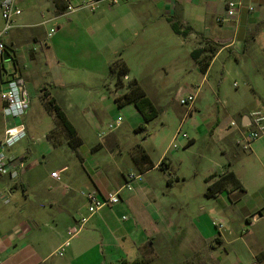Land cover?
<instances>
[{
    "label": "crops",
    "instance_id": "0c3cea01",
    "mask_svg": "<svg viewBox=\"0 0 264 264\" xmlns=\"http://www.w3.org/2000/svg\"><path fill=\"white\" fill-rule=\"evenodd\" d=\"M91 1L73 0L75 11L62 16L57 13L54 0H19L23 13L6 40L11 69H5L8 61L0 62V141L8 130L7 119L2 113L1 90L10 75L22 80L26 76L28 82L24 83V90L30 102V98L37 95L42 101L43 90H46L84 142L83 133L70 114L78 122L87 121L100 132L103 128L101 119L106 112L89 109L82 99L77 100L71 95L62 74L66 67L84 68V72L96 79L101 87L98 93L101 101L114 93L115 105L107 108L108 113L119 106L116 99L127 92L128 84L134 80L157 109L171 101L172 89H178L177 95L182 89L184 93L179 104L181 99L195 94L193 110H196L205 96L203 84L211 87L210 80L216 68L226 75L233 60L237 61V56L247 49L250 32L264 21V0H243L239 16L223 23H217L216 19L224 16L230 0H135L113 8L101 1L94 11L87 5ZM250 8H253L252 12ZM0 19L2 27L1 14ZM50 23L55 27L48 28ZM37 28H43L45 36L38 41L32 37V41L37 42L33 50L40 51V55L30 59L18 50L17 41L11 39L15 32L23 29L32 36L31 30ZM52 29L56 30L54 34H50ZM66 47L70 50L66 51ZM65 52L74 54L80 61L73 65ZM94 55L100 56V62L105 64L101 71L94 67L96 61L89 59H96ZM37 57L43 62L40 66L35 63ZM115 59L129 68L120 90H116V78L110 76L108 68ZM15 60L18 61L17 69ZM42 74V81L35 84L33 78ZM192 78H197L199 83L193 85ZM32 104L27 114L16 123L25 124L27 119L34 117ZM129 105L136 109L131 110L133 121L130 125L136 133L145 120L134 103L126 104ZM191 114V111L187 114L186 109L182 119L185 121ZM45 117L41 123L46 125L43 158L49 155L57 161L60 155L56 153L63 149L69 160L78 159L80 167L76 164L69 167L60 162L54 166V172L67 169L63 173L67 176L60 180L27 178L28 173L43 162L38 158L34 163L26 164L30 169L17 180L0 177V264H121L140 260L149 264H264V194L250 202L249 188L239 174L229 168L230 162L226 165L221 160L207 173L204 187L199 188L192 206L187 198L174 193L175 184L180 183V179H175L170 169L159 168L161 161L170 155L171 146L178 137L171 139L156 163L138 141L128 149L129 158H125L118 131L101 138L102 143L92 148L86 157L80 154L84 144L77 151L71 150L66 143L55 145L48 137L52 129ZM252 119L249 112L239 111L238 119L232 121L238 124V128L248 131L252 129ZM231 122L221 123L217 119L212 127L223 132V139L238 137L240 131L230 128ZM35 126L32 123L26 126L27 133L34 132ZM236 139L234 143L238 147ZM15 146L8 151V158H21L26 163L31 151L16 158L8 155ZM138 146L149 155L155 166L152 170L142 172L134 163L133 154ZM252 147L250 152L254 151ZM104 148H108V155L99 157L98 151ZM225 152L222 150V155L225 156ZM77 155H81L82 160ZM229 169L236 173L245 192H223L216 198H207L206 179ZM133 170L141 176L140 182H134L137 184L133 191L125 190L118 205L105 207L90 216L89 203L83 193L95 192L105 196L121 188ZM240 194L244 197L240 198ZM230 208L237 209L239 216L229 215ZM84 218L88 221L82 229H85L83 234L70 237L69 229L80 225ZM244 231L247 233L245 237ZM61 249L66 252L59 256L60 260L54 261Z\"/></svg>",
    "mask_w": 264,
    "mask_h": 264
},
{
    "label": "rangeland",
    "instance_id": "374dc122",
    "mask_svg": "<svg viewBox=\"0 0 264 264\" xmlns=\"http://www.w3.org/2000/svg\"><path fill=\"white\" fill-rule=\"evenodd\" d=\"M50 27H55V24L50 23L48 28ZM27 34L26 29L19 30L14 33L11 40L17 41L18 50L23 55L30 56L31 59L35 58L37 54L40 55V51L33 50L34 44L37 42H33L32 36H28ZM246 45L247 49L244 53L237 56V61L233 60V64L226 70V75L223 76L222 72L218 70L219 68L214 70L212 79L210 80L211 87L210 84H203V92L205 94L203 101L200 103L199 108L191 110L192 114L189 117L187 116L185 121L182 119V116L184 112H186V108H183L179 104V99L184 92H182L183 90L181 89L177 95L178 89H172L170 96V98L172 97L171 101L162 104L158 109V117L146 125V131H137L136 133L130 128L133 121L131 110H136L134 107H131V105L122 107L116 105L114 112L108 113L107 108H109L110 105H115L113 99L114 93L113 95L109 94L106 100L101 101L98 94L101 91L100 84L91 75L84 72V68L78 66H76L77 68H69L68 66L64 71L62 70V74L65 79L66 89H68L71 95L73 94L77 100L82 99L89 109H94L97 112L103 109L106 112L101 119L103 125L101 127L106 129L107 126L117 120V118H122V128L117 129L115 132L118 131L117 134H120L119 137L122 144L121 150L123 151L122 155L125 156V158H129L128 149L138 141L146 147L152 161L156 163L168 147L171 139L178 136L176 142L171 146L170 155L167 157L171 165V175L175 177V179H180V183L176 182V187L174 189V193L177 196L187 198L192 203V206H194L199 188L204 187V177L207 173L211 172L216 163H220L221 160H223V163L226 165L230 162L231 168L236 171L244 183H246L249 188V193L251 194L250 202H253L257 199L258 195L262 196V194H264V138L254 143L252 147L254 150L253 152H250V150L243 151L239 147L240 143H237V147L234 140L236 138H238V141L241 139V131L244 132V129L239 127L238 130L240 133L238 137L235 135L233 138L223 139V132H218L212 127L217 119L221 123H229L232 120H237L239 111L249 112L250 114L255 111H261L264 115V24L258 29L256 36L249 40V42H246ZM67 50H70V48L66 47V51ZM63 51H65L64 48ZM71 53L66 54L65 52L64 55L69 59V62L75 65L76 61L79 62L80 60ZM94 57H96V55H94ZM89 59L96 61L93 63L96 64L94 67L98 68V71H101V67L105 66L103 62H100V56H97L96 59ZM40 60V57H37V61L35 62L36 65L40 66L43 64ZM117 60L119 59H115L113 62ZM113 62L109 63V69ZM11 66L12 64L10 61L5 62L6 70H10ZM42 79L43 74L36 75L33 78V82L39 84ZM23 81L25 84L28 82L25 75ZM192 81L193 85L199 83L197 78H192ZM116 90L118 89L116 88ZM30 99V104L33 103L34 117H32V119H27L25 125L28 126L30 123L36 125L34 132L30 134L27 133L24 140L16 144L11 150L12 154L10 153L8 155L15 156L16 158L20 157V155L25 152L31 151V157L28 158L26 164L29 165V163H34L38 158H42L43 162L33 168L28 173L27 178L52 177L57 179L53 176L54 166H58L60 162H65L69 167H71L72 164H76L80 167V163L76 158L69 160L67 156L64 155L63 149H60L58 153H56L60 155L57 161H53L52 157L46 154V158H43L42 148L43 142H46V125L42 126L41 123L44 116H46L45 122L48 123V127L52 129L49 132L51 138L48 137L52 139V141L54 140V144L62 145L66 143L68 145V136L57 119L55 112L46 106L43 99L41 101L38 95ZM70 115L77 128L83 133L84 147L80 154L88 157L91 149L102 143V139L99 136L100 132L97 131V128L94 129L92 125H88L87 121L85 123L84 121L83 123L78 122L72 114ZM181 124H183L182 128ZM40 126L41 128H39ZM110 143L111 142H109L108 145ZM222 150L226 151L225 156L222 155ZM98 152L99 157L107 156L108 148L100 149ZM81 155H77L80 160H82ZM61 171L63 170L57 172ZM63 173L61 178L67 176ZM129 173L138 176L137 171L133 170ZM137 181L140 182L141 179ZM136 184L137 182L133 185V189ZM239 197H244V194H240ZM244 200L246 202L249 201L246 199ZM228 213L234 217L236 214L239 216L235 208H230ZM213 219H215V217ZM243 227L247 230L249 229L246 224H244ZM84 231L85 229L81 231L82 233H80V236ZM246 235L247 233L244 231L243 237ZM238 244L241 243L238 242ZM64 252H66V249H61L58 256L54 258V261L60 260L59 256H62Z\"/></svg>",
    "mask_w": 264,
    "mask_h": 264
},
{
    "label": "built area",
    "instance_id": "2783aa9c",
    "mask_svg": "<svg viewBox=\"0 0 264 264\" xmlns=\"http://www.w3.org/2000/svg\"><path fill=\"white\" fill-rule=\"evenodd\" d=\"M73 0H59L60 4L64 6L62 16H66L75 11L76 7L72 3ZM106 2L110 7H116L122 3H128L135 0H92L87 4L88 7L94 11L97 8L99 2ZM56 6V4H55ZM243 7V0H230L227 2L225 8V14L222 17L216 19L217 23H223L230 20H234L239 16V13ZM57 9V8H56ZM253 11V8H250ZM22 8L19 5V0H1L0 2V14L4 25L0 27V62H4L5 54H10L6 43V40L10 37L12 31L16 28L18 19L22 16ZM55 29L50 31V34L55 33ZM1 97L3 100V116L7 119V134L2 141H0V177H9L12 180H17L21 175L27 172L30 167L26 165L24 159H9L7 156L8 151L23 140L27 134L26 126L24 123H16L17 119L24 117L30 109V100L25 96L24 82L22 79L15 77V75L8 76L3 88L1 90ZM197 96L191 94L180 100V105L187 109V114L193 109ZM252 129L248 131H241V139L239 140L240 147L244 151L251 150L252 145L264 138V115L261 111H255L251 113ZM122 123V118H117L114 122L110 123L107 128L102 129L99 133L100 138H105L111 133L115 132ZM230 127L238 128V124L235 121L230 123ZM182 128V125H181ZM239 129V128H238ZM178 137V136H177ZM66 171L64 169L61 172H54L53 176L57 180L61 179L62 173ZM141 176H134L129 174L126 177L125 184L114 191L106 194L105 196H99L95 192H85L83 196L88 201V212L90 216L95 215L101 209L105 207H113L118 205L122 201V193L127 190L133 191V183L139 180ZM88 219L84 218L80 225H76L69 229L70 237L78 236ZM217 225V224H216ZM222 227V224L220 225Z\"/></svg>",
    "mask_w": 264,
    "mask_h": 264
},
{
    "label": "trees",
    "instance_id": "16d2710c",
    "mask_svg": "<svg viewBox=\"0 0 264 264\" xmlns=\"http://www.w3.org/2000/svg\"><path fill=\"white\" fill-rule=\"evenodd\" d=\"M56 3L57 13H62L64 11V6H62L59 0H54ZM264 24V21L257 24L255 28L250 32L247 41L253 39L258 29ZM31 35L34 38V41L40 40L42 37L45 36V31L43 28H37L31 30ZM246 47V46H245ZM15 67L17 69V61L15 60ZM110 76L116 78V88L118 90L124 87V78L129 73L128 66L122 62L121 60H117L113 62L110 66ZM44 91L43 100L47 107L51 108L65 129L67 136H68V146L73 151H77L83 144V139L79 136L77 129L68 119L66 113L63 109L57 104L56 100L50 96V94ZM119 106L126 105L128 103H134L137 110L142 114L145 122L143 125L137 128V131H146V125L153 121L159 115V110L154 107L151 101L146 97L143 89L139 85V83L134 80L130 82L127 86V92L116 99ZM51 138V136L49 135ZM52 140V139H51ZM54 141V140H53ZM56 145V144H55ZM133 161L134 163L140 168L142 172L150 171L155 166L152 163L149 155L147 152L142 148V146H138L137 151L133 154ZM159 168L164 171H168L170 169V162H168L167 157H165L160 165ZM229 168H231V163H229ZM206 183L208 184L206 190V197L209 199L216 198L219 194L223 192H227L231 194L235 191H239L241 193L245 192V188L241 181L238 179L236 173L229 169L225 173L221 175L214 174L213 176L206 179ZM121 264H149L146 260H140L134 263H128L126 261L122 262Z\"/></svg>",
    "mask_w": 264,
    "mask_h": 264
},
{
    "label": "water",
    "instance_id": "95a60500",
    "mask_svg": "<svg viewBox=\"0 0 264 264\" xmlns=\"http://www.w3.org/2000/svg\"><path fill=\"white\" fill-rule=\"evenodd\" d=\"M5 61H10L11 60V57L9 56V54H5V58H4Z\"/></svg>",
    "mask_w": 264,
    "mask_h": 264
}]
</instances>
